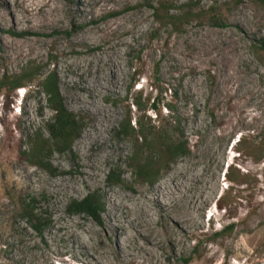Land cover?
Masks as SVG:
<instances>
[{"label":"rangeland","instance_id":"374dc122","mask_svg":"<svg viewBox=\"0 0 264 264\" xmlns=\"http://www.w3.org/2000/svg\"><path fill=\"white\" fill-rule=\"evenodd\" d=\"M19 1L0 0V79L28 63L40 76L54 72L82 130L71 154L50 156L51 174L22 155L36 132L47 137L53 115L41 79L0 92V264H264V5L47 0L51 17L40 20L22 14ZM160 1L173 14L191 7L192 19L179 31L160 26L151 8ZM228 43L235 49L223 65ZM138 94L148 107L156 102L164 123L179 119L190 147L152 185L134 180L132 144L115 135ZM98 124L101 135L84 142ZM111 169L123 173L121 184H108ZM174 185L175 195L164 191L167 202H158L160 187ZM91 191L103 197L100 217L67 212ZM114 195L121 207L113 208ZM22 199L49 224L41 235L20 217ZM112 212L133 219L126 234L106 230Z\"/></svg>","mask_w":264,"mask_h":264},{"label":"trees","instance_id":"16d2710c","mask_svg":"<svg viewBox=\"0 0 264 264\" xmlns=\"http://www.w3.org/2000/svg\"><path fill=\"white\" fill-rule=\"evenodd\" d=\"M259 1L264 5V0ZM151 8L154 18L160 26H171L176 31H179V28L191 20L194 14L191 7L181 14H173L171 5L164 1H160L157 7ZM195 17L199 19L201 15L195 12ZM258 47L264 51V39L258 43ZM35 79H41L39 86L46 96L47 106L53 115L44 125L47 137L41 130L36 132L33 137L28 138L30 148L22 155L32 164L54 174L56 169L49 162L50 156L53 153H72L73 143L82 130V119L67 110L56 74L50 71L44 76H40V69L33 63L25 65L18 74L1 78L0 92L6 90L12 94L18 89L25 88ZM138 95L133 97L127 106L126 116L120 122L115 135L132 144L133 150L127 166L134 180L138 183L152 185L165 167L173 164L179 158L186 157L190 152V147L182 131L178 128L179 119L171 118L170 124L164 123L156 102L148 107L147 103L142 100V94ZM133 108L142 115L133 118ZM147 109L152 111L155 119L147 116ZM122 177L123 173L119 170L111 169L107 175V182L109 185H119L122 182ZM225 177L227 180L233 181L231 173H225ZM34 205L33 200L22 199L19 213L32 230L37 235H41L49 224L41 215L35 213ZM67 212L71 215L96 219L105 212L103 197L98 191H91L81 200L70 201Z\"/></svg>","mask_w":264,"mask_h":264},{"label":"bare ground","instance_id":"6f19581e","mask_svg":"<svg viewBox=\"0 0 264 264\" xmlns=\"http://www.w3.org/2000/svg\"><path fill=\"white\" fill-rule=\"evenodd\" d=\"M48 3H49V1H47V0H20L19 6L21 7L22 14H24L26 17L30 18V17H34L37 15L40 20L41 19L45 20V19L50 18L51 14H52L50 11L47 10ZM11 11L12 10L10 9V12ZM234 49H235V45L228 43L227 46H225V48L222 50L224 57H222L221 63L223 65H226L227 63L229 64L230 59H228V56L226 54L229 50L233 51ZM110 74L113 76V75H115V72L111 71ZM101 86H102V84H101ZM88 89L91 90V93H93L94 95L98 94V89H97L96 84L94 82H92V85L91 84L88 85ZM102 116H103L102 119L108 117L106 114H104ZM99 123H101V122H99ZM100 125L98 124V126L95 130H93L91 133L85 135L83 141L88 142L89 140H93V139H96L97 137H99V135H101V131H102ZM176 186H177V184H176ZM176 186L174 185L173 186L174 190H170V191H168V189L166 187H160V190L158 192L159 193L158 194V202L161 200H164V202H167L166 201L167 198L165 199V196H164V191H166L168 199L170 200V197L175 195ZM199 201H200L199 197H197L196 195L192 196V203L194 202L193 204H198ZM111 202H112L111 204H112L113 208L121 207L122 203L120 201H117V199L115 198V195L111 197ZM134 207H136V206L134 205ZM131 209H133V207H131ZM134 214H136V211H134ZM138 214H139V211H138ZM110 216H108L106 218V221H107L106 230L110 231L111 229H113V231H114L117 229L120 231V233L122 232L121 234H123V233L126 234L127 233L126 230L125 231L123 230L124 228L127 229L125 227V224H129V222L133 221V219L130 218L129 221H127V220L121 221L120 219L116 218V216L113 212L111 213ZM124 219H125V216H124Z\"/></svg>","mask_w":264,"mask_h":264}]
</instances>
